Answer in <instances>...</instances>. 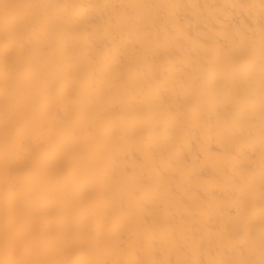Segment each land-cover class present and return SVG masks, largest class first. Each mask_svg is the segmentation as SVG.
I'll list each match as a JSON object with an SVG mask.
<instances>
[{"label": "bare ground", "instance_id": "6f19581e", "mask_svg": "<svg viewBox=\"0 0 264 264\" xmlns=\"http://www.w3.org/2000/svg\"><path fill=\"white\" fill-rule=\"evenodd\" d=\"M0 264H264V0H0Z\"/></svg>", "mask_w": 264, "mask_h": 264}]
</instances>
